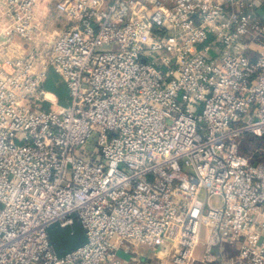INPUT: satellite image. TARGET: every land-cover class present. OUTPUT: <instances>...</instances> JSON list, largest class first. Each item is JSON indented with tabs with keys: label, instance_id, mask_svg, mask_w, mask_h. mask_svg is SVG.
<instances>
[{
	"label": "built area",
	"instance_id": "2783aa9c",
	"mask_svg": "<svg viewBox=\"0 0 264 264\" xmlns=\"http://www.w3.org/2000/svg\"><path fill=\"white\" fill-rule=\"evenodd\" d=\"M261 4L0 0V264H264Z\"/></svg>",
	"mask_w": 264,
	"mask_h": 264
},
{
	"label": "rangeland",
	"instance_id": "374dc122",
	"mask_svg": "<svg viewBox=\"0 0 264 264\" xmlns=\"http://www.w3.org/2000/svg\"><path fill=\"white\" fill-rule=\"evenodd\" d=\"M263 143H264V140H261V139H252L251 142H249L247 140L246 145L243 147V151L247 154H250L254 151L255 148H257L261 151L260 158L262 160H264V149H262V148H264ZM78 229H80L78 224L71 226V227H67V228H60L56 224H54L49 228L51 238L53 239V241L55 243L56 250L58 251V253L62 252L61 249H63V251H66L72 246L71 243H72L73 235L70 234V232L72 230H74L76 233V231ZM209 229H210L209 221L205 218L202 219V221H201V233H200V244H199V246H197V248L194 252L193 260H192V262L194 261L193 264L197 261H201L205 264H209L208 263L209 261H206L203 259V255H202V257L199 258L200 260H196V256H195V253H196L198 247H199V250L201 247L203 249V243L206 240V238L208 237ZM164 258L165 259L169 258L170 264H173V262L171 261L170 256L168 254L167 255H163V254L158 255V253L157 254L155 253L153 261L151 259V261H152L151 264H159V263H157V260L158 261L164 260Z\"/></svg>",
	"mask_w": 264,
	"mask_h": 264
},
{
	"label": "crops",
	"instance_id": "0c3cea01",
	"mask_svg": "<svg viewBox=\"0 0 264 264\" xmlns=\"http://www.w3.org/2000/svg\"><path fill=\"white\" fill-rule=\"evenodd\" d=\"M263 1L264 0H262V3H263ZM261 219H262V217H261ZM262 239H264V231H263ZM239 244H240V242H238L234 239L233 240L227 239V240L223 241L219 245V250H218L219 257H218V259H216V262L214 261V262H211V263L208 262V263L209 264H234V257H235V253L237 251V248L239 247ZM154 255H155V252H149L148 257H142L138 260H131L130 257H128V256H125V258L128 259L129 264H151L153 261ZM202 255H203V249L201 247L199 250V247H198V249L195 253L196 260H200L199 258L202 257ZM151 259H152V261H151ZM168 261H169V258L168 259L164 258V260H160V261L157 260V263H159V264H170V261L169 262ZM193 262H192V264H193ZM194 264H205V263H203L201 261H197Z\"/></svg>",
	"mask_w": 264,
	"mask_h": 264
},
{
	"label": "trees",
	"instance_id": "16d2710c",
	"mask_svg": "<svg viewBox=\"0 0 264 264\" xmlns=\"http://www.w3.org/2000/svg\"><path fill=\"white\" fill-rule=\"evenodd\" d=\"M56 79H57L56 76L54 74L50 73L44 82V86H45V88L54 91L58 95L60 102L64 103V99L66 96V88L64 87V85L62 83H57ZM82 240H83V234H82L81 230L78 229L76 231L75 235H73V237H72V243H71L72 246L70 248L74 247L75 245L80 243ZM52 241H53V239H52ZM53 243H54V241H53ZM54 245H55V243H54ZM61 251H63V249H61Z\"/></svg>",
	"mask_w": 264,
	"mask_h": 264
},
{
	"label": "water",
	"instance_id": "95a60500",
	"mask_svg": "<svg viewBox=\"0 0 264 264\" xmlns=\"http://www.w3.org/2000/svg\"><path fill=\"white\" fill-rule=\"evenodd\" d=\"M257 13L264 18V1L263 3L260 5V7L257 9Z\"/></svg>",
	"mask_w": 264,
	"mask_h": 264
}]
</instances>
